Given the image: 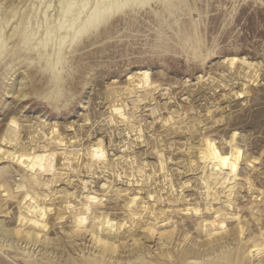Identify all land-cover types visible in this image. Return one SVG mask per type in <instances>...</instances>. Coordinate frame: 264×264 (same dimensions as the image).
Listing matches in <instances>:
<instances>
[{
	"label": "rangeland",
	"instance_id": "rangeland-1",
	"mask_svg": "<svg viewBox=\"0 0 264 264\" xmlns=\"http://www.w3.org/2000/svg\"><path fill=\"white\" fill-rule=\"evenodd\" d=\"M11 4L18 14L5 28L7 39L0 46V141L8 124L16 126L26 143L54 126V135L76 146L79 154L101 139L99 147L106 151L113 173L95 166L92 177L86 173L87 159L80 156L81 177L91 183L83 191L68 172L74 182L69 186L65 175L56 188L66 184L79 197L82 193V200L64 195L61 210L50 214L41 207L43 192L30 180L32 174L46 170L47 161H33L25 152L10 180L0 182V225L7 231H0V245L5 246L0 264H264V254L247 255V248L264 236V193L254 201L241 188L227 201L233 207L224 209L238 213L243 225L239 234L238 222L216 221L204 212L205 189L189 164L187 150L200 133L207 148L217 146L220 163L228 161L227 152L234 148L236 175L245 171L247 158L260 155L264 160V0H172L169 9L162 0H153L143 8H125L77 41L67 39L54 72L37 49L46 24L43 13L51 4L48 17L57 21L58 0H0V22ZM226 57L244 58L254 65L251 69L235 61L230 65L223 61ZM247 69L257 71L256 83H246ZM139 70L145 71V82L158 86L154 100L143 101L136 111L139 117L134 123L139 121L141 133L108 119L112 98L126 82L136 80ZM240 87L246 91L242 98ZM127 105L132 107L130 102ZM168 112L179 113L186 120L180 126L189 125L193 133L170 129L179 118L162 127ZM2 148L8 149L0 144ZM160 154L166 172L158 167ZM66 158L72 163L78 154ZM132 163L146 176L142 187L138 174L130 176ZM263 170L262 164L256 165L250 177L254 188L264 192ZM106 179L111 184L107 193L100 187ZM169 179L177 187L175 193L192 207L178 205L185 211L173 215L170 243L163 247L146 227L141 210L124 207L127 198L115 191L127 188L136 194L139 190L146 197L150 189L165 201L158 204L146 198L148 205L167 209ZM36 219L38 228L33 226ZM115 241L119 242L116 259ZM167 251L171 261L162 256Z\"/></svg>",
	"mask_w": 264,
	"mask_h": 264
},
{
	"label": "bare ground",
	"instance_id": "bare-ground-1",
	"mask_svg": "<svg viewBox=\"0 0 264 264\" xmlns=\"http://www.w3.org/2000/svg\"><path fill=\"white\" fill-rule=\"evenodd\" d=\"M151 1H153V0H58V6L56 8V13H57V18H58L57 21L55 19L53 21H51L52 15L51 16L49 15L50 17H48L47 11L52 7L51 4H49L47 6V8L45 9V11L43 13V15L45 17L46 24H45L43 30L41 31V35L39 36L40 37V39H39V45L40 46L37 50H39V52H40L39 54H40L41 58L43 60H46L47 64L51 65V69L54 72L55 66L62 59L63 49H64L65 44L67 43V39H69L71 41V43H73V42L77 41L79 38H81V36L87 34L88 32H90L92 30H95L100 25L106 23L111 18V16H113L114 14H116V13L118 14V13H121L122 11H124L125 8H133V7L134 8H143L145 5L150 4ZM162 1L164 3V8L169 9L172 6V0H162ZM12 4L9 5V10L7 11V14L4 16V20L0 22V46H2L7 39V36L4 33V30H6L5 28L12 21H16V19H17V14H18L17 6H14ZM223 61L229 62L230 65H233L234 61L240 62L242 65L246 66L249 69H251L254 65V63L248 62L244 58H235V57L228 58V57H226L223 59ZM257 66H259V65H257ZM255 68H256V66H255ZM247 71H248V69H247ZM247 71H245V78L247 79L245 81H246V83L248 82V83L252 84L258 78L257 77V71H255V70L254 71L250 70L248 72ZM233 73L234 72H232V74ZM235 73H237V72H235ZM239 74H241V73H239ZM144 77H145V71L144 70L137 71L136 72V80H134L135 79L134 78L133 79L134 81L132 80V82H129V81L126 82L127 85H125V87L123 89H120L119 91L116 92L115 97L112 98L113 100L111 102V105H109L110 106V115L108 116V119L110 120L111 124H114L115 126L116 125L118 126V124H121V125L123 124V125H125V127L129 131H136V132L141 133L139 121L137 122L138 125H136V123H134V120L137 117H139V116L136 117V113H137L136 111H137L139 105L141 103H143V101L146 102V101L154 100V93H156L158 90V86L155 83L145 82ZM243 83H244V81H243ZM20 86H22L21 83H20ZM245 86L247 87V85H244V87ZM251 87H252V85H251ZM242 88H243V86H242ZM244 93H246L245 88L242 89V91L240 93H238V97L242 98L243 97L242 94H244ZM20 97H22V96H20ZM127 101H129L131 103V106H132L131 108H127V107H129L127 105V103H129V102H127ZM150 113H151V115H155L154 114V108L152 106L150 107ZM178 114L174 115V112H168V115H169L168 118L169 119L166 117V120H164V122H161V123H163V126L162 125L161 126L164 127V125L165 124L167 125V123L169 121L171 123L172 119L179 118L178 120L176 119L173 124L171 123L172 127H170V129L171 128L174 129L175 132H177V134L183 128H185L188 132L192 131L188 127L189 125L188 126L186 125L187 127H183L185 125L180 126L181 124H183V122L186 123L185 122L186 120L183 117H181V115H178ZM171 124H169V125H171ZM8 125H10V126L7 128L6 134H4L2 136V139L0 141L1 145H4V147L8 148V149H6V148L0 149V151L2 150L0 153V162L2 163L6 159L8 160L7 162L6 161L4 162V163H7V165L1 167V169H0V182L10 180V178L12 176L11 173L15 170V165L20 164V161H21L25 152L30 154L33 161H41V160L47 161V162H44V167H46V170H41L40 174L39 173L32 174L30 180H31L32 184H34L38 189H40V191L43 192V197H44L43 202L44 203H41L42 204L41 207L43 208V210H47L50 214H52L53 212H58L61 210L62 206L61 207H58V206L62 200V196H64V195H67L69 198H72L74 200H77V199L82 200V193H80V197H79L78 195H76L75 191L68 190L67 189L68 186L66 184L64 186L60 187L59 189L56 188V187L60 186V184H58L59 182L63 181L67 175L69 176L68 172L73 173L76 176V178L80 181L83 191L87 190L88 185L91 183L89 181V179H86V180L84 179V177H85L84 175L81 177L82 171H81V167L79 164V161L81 159L80 156L84 155L85 156L84 158L87 159V165L85 167L86 173L91 175L92 177H95L94 176L95 166L96 167L98 166V168H100L102 170V172L113 173L112 166H110L108 158H107V154L105 153L106 151H104L101 147H99V144L102 142L101 139H98L96 141V143H97L96 146H94V145L90 146V147L86 148V150L84 151L85 152L84 154L82 152H81L82 154H79L80 151H78L76 149V146L74 147L73 144L66 145L64 143V139L62 137L54 135V126L50 127V131L47 134L39 131L40 133H36L34 136L28 138L29 141L26 143V142H22L20 140L18 129L16 128V126H14L13 124L12 125L8 124ZM117 128H119V127H117ZM193 130H194V128H193ZM190 133H193V132H189V134ZM200 135L201 134L199 133L196 136L197 142H195L193 144L191 143L190 146L187 148V150H188V154L190 156V157H188L189 164L192 168H194V170L196 172L198 171V174L200 175L199 180L205 189V199L207 202L204 206V209H205L204 212H207V213L214 215L216 221H231L232 220L234 222H238V223H236L237 230H238V233L241 234V232H242L241 230H243V225H241V222L238 218V213L228 212L224 208L232 209L233 206H231L230 202H227V201L231 200V196H233L234 193L237 192L241 188H246L247 192L250 193L251 197L253 198L252 200H254V201L258 200V199H260V197H262L264 192L260 189L254 188V186L252 184L251 177H250V173L254 172L256 165L262 164L264 166V160L263 161L260 160V157H261L260 155L257 158H252V157L247 158L244 161L245 163H244V167H243L245 171H242L241 175H239V174L236 175V171L234 170L233 166L237 163L238 158H237V153L234 150V148L230 147L229 151L227 152V156L225 159L228 161H224V162L220 163V160L218 159L219 155L216 152L217 146H214V149L210 150L209 148H207L204 145V142L200 138ZM125 136H126V134H125ZM154 136H156V135H154ZM139 137H141V135ZM133 140H135V139H133ZM70 141H73V140H70ZM193 141H194V139H193ZM71 143H73V142H71ZM75 143H76V141H75ZM134 144H135V142H134ZM1 147H3V146H1ZM62 152H64V154ZM163 153H165V152H163ZM77 154H78V159L75 162L71 163L70 160H68L66 158L67 155H77ZM262 154H263L262 157H264V151L262 152ZM42 156H46V157L43 158ZM158 156L160 159L159 160L160 166H158V167H160V169L162 171L166 172V170H164L166 160L162 157L161 154ZM170 161H171V158H170ZM23 163H25V162H23ZM190 166H189V168H190ZM130 170L133 171V174L130 175V176H132V179L134 178V175H135L134 173L138 174L137 176L140 177L139 182H141V187H142L143 182L146 180V178H145L146 176H145L143 170L138 168V166L134 167V163H132V165L130 166ZM161 174H163V173H161ZM259 176H261V175H259ZM149 177H150V175H149ZM70 178L71 177L69 176V179L66 180V183L68 185L70 183L72 184V181H73V179L71 180ZM129 178H131V177H129ZM171 179L168 180L171 185L169 184L170 185L169 192H167L168 194L166 195L167 196L166 200L168 201V203L167 202L166 203L170 207V208L168 207L167 209H166V207L164 209L163 206H161L159 208V206L155 205V203H158V202L161 203L165 200H162L161 197H157L156 195H154L151 191H149L150 189L148 190L146 197H141L140 195L142 192L139 190L137 191L136 194H132V192L131 193L128 192L127 188L126 189H120V190L117 189L115 191L117 195H121V196H124L127 198V201H125L126 202L125 205H123L124 207H126V208H130V207L136 208L137 207L138 209L141 210V212L144 214V217H145L144 219L147 222V226L146 225L145 226L149 227L151 234L155 233L154 235H157V237H158L157 240H159L160 245L163 247L167 246L170 243L169 241L171 238V232L173 231V227L175 226L174 225V219L172 218L175 216H173V215H175V214L182 215V212L185 211V209H183V208L187 205L190 208L192 207L191 204L189 203V201L186 198H183L182 194L178 195V193L177 194L175 193L177 187L175 186L176 188H174V185L172 184L173 181L171 182ZM137 180H138V178H137ZM128 181H131V180H128ZM139 182L135 181L136 186L138 184H140ZM135 183L132 182L131 184L130 183H128V184L131 185V187H132L133 184H135ZM110 185H111L110 181H107V179H106L104 183L100 184V187H101V189H103L105 191V193H107L108 192L107 190H109L111 187ZM144 185L148 186L147 183H145ZM139 187H140V185H139ZM148 188H149V186H148ZM183 190H184V188H183ZM62 192H64V193H62ZM157 194H158V192H157ZM255 194H257V195H255ZM159 195H162V194H159ZM146 198H148V200H150V202L152 201L155 203H151V204L149 203L150 205H148ZM56 200L58 202H56ZM179 204L184 205V206H182L183 207L182 209L177 208ZM256 204H257V202H256ZM214 205H219L221 207L215 208ZM52 206H54V207H52ZM259 209H260V207H259ZM35 218H36V216H35ZM259 218L260 217H257L256 220L258 221ZM33 226L35 228H38L40 226L39 219H36V221L33 222ZM143 226H144V224H143ZM2 227L3 226L0 225L1 234H5L7 231ZM100 231L103 232L104 230H100ZM104 232H106V231H104ZM259 240L256 242H253L250 245V247L247 248L248 249L247 255L249 258H251V257L253 258V257H257V256L260 257V255L264 254V236H260ZM1 245H0V251L5 247L4 245L3 246H1ZM158 247H159V245H158ZM112 248L114 249L113 257H115V259H116L117 255L115 256V254H117V249L119 248V242L115 241L112 245ZM163 254L164 255H162V256H165V258H167L168 260L171 259L168 251H167V253H163ZM169 261H171V260H169Z\"/></svg>",
	"mask_w": 264,
	"mask_h": 264
},
{
	"label": "snow or ice",
	"instance_id": "snow-or-ice-1",
	"mask_svg": "<svg viewBox=\"0 0 264 264\" xmlns=\"http://www.w3.org/2000/svg\"><path fill=\"white\" fill-rule=\"evenodd\" d=\"M243 232V230H241Z\"/></svg>",
	"mask_w": 264,
	"mask_h": 264
}]
</instances>
